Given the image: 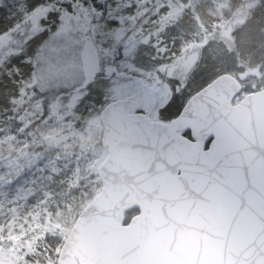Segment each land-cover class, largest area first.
Listing matches in <instances>:
<instances>
[{"label": "water", "instance_id": "1", "mask_svg": "<svg viewBox=\"0 0 264 264\" xmlns=\"http://www.w3.org/2000/svg\"><path fill=\"white\" fill-rule=\"evenodd\" d=\"M114 73L137 98L100 113L101 188L56 264H264V86L233 105L241 86L220 75L160 123L138 113L154 89Z\"/></svg>", "mask_w": 264, "mask_h": 264}, {"label": "rangeland", "instance_id": "2", "mask_svg": "<svg viewBox=\"0 0 264 264\" xmlns=\"http://www.w3.org/2000/svg\"><path fill=\"white\" fill-rule=\"evenodd\" d=\"M3 2L0 0V4ZM182 2L101 0L92 7L79 2L69 12L54 8L56 14L46 27L44 19L49 11L40 8L0 37V72L1 67L26 53L29 39L46 38L29 60L33 59V72L17 97L23 106L18 125L23 129L34 125L41 139L38 145L62 149L74 159L71 184L96 176L97 167L106 157V153H100L98 158L79 155L81 149H89V143H93V151L100 152L102 108L108 101L137 94L133 81L115 77L114 69L134 74L154 89L153 103L146 113L157 120L174 90L180 93L184 81L191 80L189 74L196 62L203 59L220 64L216 59L221 40L246 23L250 11L259 5V0ZM201 3V14L207 15L203 20L212 25V33L204 34L200 43L182 48L172 60L161 63L154 47L161 43L166 28ZM216 34L218 40L214 41ZM22 196V192L16 194L11 202L17 206ZM5 213L9 215V232L0 236V264H36L37 258H31L38 255L40 244L36 239L48 230L47 222L42 224L38 213L31 223L26 220L24 227L18 222V206L5 209L0 216ZM4 227L0 224V230Z\"/></svg>", "mask_w": 264, "mask_h": 264}, {"label": "trees", "instance_id": "3", "mask_svg": "<svg viewBox=\"0 0 264 264\" xmlns=\"http://www.w3.org/2000/svg\"><path fill=\"white\" fill-rule=\"evenodd\" d=\"M100 1L4 0L0 4V37L23 23L24 19L37 9H48L49 12L44 19L46 27L55 16V9L69 12L79 2L92 7L97 6ZM203 9V3L195 5L193 10L186 11L166 28V34L161 37V43L154 47L161 63L172 60L182 48L200 43L204 34L212 33L210 31L212 25H207L203 20V15L207 16L204 12L201 14ZM263 34L264 0H259L258 7L250 11L247 22L233 30L229 38L221 40L218 46L220 54L216 59V62L219 61L220 64L213 61L207 63V60L200 58L201 60L192 67V72L190 71L191 80L184 81L185 85L180 93L174 90L167 104L161 108L160 120L168 122L175 118L192 94L224 73H229L241 80L245 93L261 89L264 84ZM215 36L214 41H217L218 34ZM44 39L46 38L41 39L39 36L29 39L25 47L26 56L22 52L14 58L13 63L10 62L5 68L1 67L0 215L5 212V209L18 206V222L25 227L26 220L31 223L34 216L41 214V223L47 222L49 228L44 230L42 237L36 239L40 244L38 255H33L31 259L36 257V264H54L58 250L76 217L85 204L99 191L100 184L96 176H90L77 185L71 184L74 159L68 157L66 151L62 149L38 145L41 139L33 130L34 125L27 126L25 129L18 125V116L23 106L19 105L17 97L22 85L33 72L31 56L35 55L36 47L41 45ZM92 145L93 143L88 144L89 149L86 152L81 149L79 155L98 158L102 150L100 148V152L93 151ZM20 192L23 196L16 206L11 201ZM136 214L134 210L126 213V221L128 222ZM0 220H2L1 226H5L0 230L2 232L0 236H5V232H9L8 213L0 216Z\"/></svg>", "mask_w": 264, "mask_h": 264}, {"label": "flooded vegetation", "instance_id": "4", "mask_svg": "<svg viewBox=\"0 0 264 264\" xmlns=\"http://www.w3.org/2000/svg\"><path fill=\"white\" fill-rule=\"evenodd\" d=\"M188 135V134H187Z\"/></svg>", "mask_w": 264, "mask_h": 264}]
</instances>
